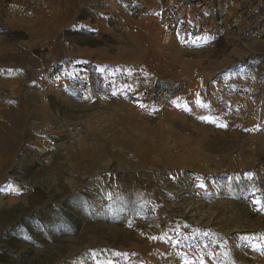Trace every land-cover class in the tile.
<instances>
[{
  "label": "rangeland",
  "instance_id": "obj_1",
  "mask_svg": "<svg viewBox=\"0 0 264 264\" xmlns=\"http://www.w3.org/2000/svg\"><path fill=\"white\" fill-rule=\"evenodd\" d=\"M8 1L0 0V264H200L185 258L188 253L180 247L218 249L213 244L218 233L204 234L216 231L221 219L213 210L207 221L209 185L205 198L186 212L183 201L170 205L163 200L157 178L181 171L202 174L195 170L198 165L215 158L207 153L224 146L237 148L232 153L236 162L246 163L248 175L263 174L259 147L264 146V40L257 36L264 37V0H237L248 30H237L243 38L235 45L220 35L178 38L162 36L155 27L140 31L137 23L111 22L113 31L92 37L114 56L105 63L110 88L93 90L98 99L69 88L60 101L53 88L46 87L58 68L46 74L34 56L21 49L25 33L12 25L13 9L2 6ZM59 35L54 32L39 41L33 52L40 53L39 43ZM127 67L131 81L142 84L133 85L137 93L121 95L120 87L130 84L123 78ZM152 78L172 89L168 102L154 104L144 96L154 90ZM225 99L235 101L228 111L236 123L232 132L208 116L218 104L226 107ZM54 107L65 120L84 123L80 141L65 143L56 125L48 131ZM141 109L150 115H140ZM244 121L248 128L242 126ZM53 139L65 144L43 164L41 151ZM247 153L251 158L243 162ZM159 211L166 223L190 225L195 231L190 242L178 241L167 263L148 243ZM227 255V264H240L238 256L230 251Z\"/></svg>",
  "mask_w": 264,
  "mask_h": 264
},
{
  "label": "crops",
  "instance_id": "obj_2",
  "mask_svg": "<svg viewBox=\"0 0 264 264\" xmlns=\"http://www.w3.org/2000/svg\"><path fill=\"white\" fill-rule=\"evenodd\" d=\"M46 1L49 2L55 11L52 19L21 21L12 17L14 21L12 25L15 29L25 33L22 40L23 43L20 44L22 45L21 49L34 56L39 70L46 73V71L52 70L55 67L58 68L57 73L54 72L48 78L49 82L46 86L49 90L53 88L52 94L56 98V101L63 99L69 88L80 90L84 98L89 96L97 99L100 97V94H93V90L99 91L103 88H110L111 85L107 86L106 83L109 82L111 84L112 78L105 68V63L111 61L114 56L109 53L106 46L93 42L92 37L98 31H113L109 26L112 24L111 22L124 26L129 23H137L140 26V31L152 27L157 28L152 21L132 19L118 4L113 3L111 0ZM2 6L9 8V1L4 2V4L2 3ZM135 26L130 25L128 28H134ZM246 30H248V27L243 24L242 15H240L238 32H246ZM54 32L60 34V37H66L65 34H68L69 39L72 40L74 49L68 51L62 49L60 45H55V50L46 55L38 52L34 53L33 50H36V44ZM199 33L211 38H218L220 35L212 31ZM165 35L178 38L184 37L175 32L164 33L162 36ZM220 36L225 40L229 39V43L234 45L243 38L239 33H233L229 29H224ZM238 52V49L234 50V53ZM114 55L116 56V54ZM34 59L29 60V62L33 63ZM81 62H93L95 70L88 72V74L83 73L77 67ZM128 69L130 67H127V71L124 73L125 77L123 76V78L130 84L120 87L122 91L119 94L121 95L137 93V88L134 89L133 85L137 83L142 84L141 80H138L137 83L131 81V74ZM42 81L46 82L44 78ZM160 82L159 79L152 78L150 80V88L155 89L156 84H160ZM107 101L108 99H101L100 103H106ZM234 102L233 99H225V102L222 104L226 105V107L218 104L217 109L208 113L209 118L214 119L219 124L226 125L229 132L235 131L234 126L236 125V123L230 121L234 118H231L228 112L229 108L233 107ZM242 126L248 128L249 125L244 121ZM262 126L264 127V124ZM259 148V156L263 158L262 169L264 171V146H260ZM232 150L236 151L237 148H227L224 146L221 150L216 148L214 152L212 150L208 151L213 152L207 153L208 155L213 154L216 157H220V160L212 163L214 166L212 169L204 167V164L198 165V169H195L199 170L202 174L210 176L209 189L211 191L204 202V207L209 215L207 221L210 222L213 210H216L218 217L221 218L215 225L216 231H205L204 233L208 236H210L211 232L218 233L216 237L217 243H213L218 245V249L214 250L210 246L199 248L197 244L193 247L191 245L186 248H184L185 246L183 248L180 247L183 249L184 254L188 253L185 258L198 260L200 264H227L228 262L223 260V257L228 256L229 251L235 257L238 256L237 263L264 264V172L263 174L248 175L247 172H244L246 171V163L236 162L238 158L233 155ZM247 154L243 162L251 158V155ZM210 157L204 158L209 159ZM211 159L214 158L211 157ZM221 169H225V171L219 173L218 170ZM213 171H217L218 174H211ZM247 201H251V203L246 204ZM162 216L163 214L160 211L155 213L153 229L150 231L154 234V237L152 235L148 237V243L151 242L153 244L154 253L156 251L160 253L161 262L167 263L170 256L173 257L178 241L186 238V242H190L193 238L191 236L195 234V231L191 230L190 225L189 228H185L181 223L175 224L169 221L166 223V219ZM202 236L198 238L199 241L204 239ZM187 244L189 245V243ZM157 246H161L162 250H158ZM169 252H171V255H168ZM239 257H241L240 260ZM242 257H246L248 260H242Z\"/></svg>",
  "mask_w": 264,
  "mask_h": 264
},
{
  "label": "built area",
  "instance_id": "obj_3",
  "mask_svg": "<svg viewBox=\"0 0 264 264\" xmlns=\"http://www.w3.org/2000/svg\"><path fill=\"white\" fill-rule=\"evenodd\" d=\"M118 4L132 19H144L152 21L155 26L164 33L175 32L182 36H194L199 32L218 33L221 35L224 29H229L233 33L238 30L240 20L237 0H111ZM10 7L13 9V16L22 21L50 20L54 9L46 0H10ZM242 36V34H240ZM257 38L264 40L258 35ZM54 45H60L62 49L73 50V44L67 37H54L49 41L38 44L40 53H47ZM83 73L93 72L95 65L93 62H81L77 65ZM95 72V71H94ZM172 93L171 88L164 90H146L145 97H148L154 104L162 105L168 102ZM46 105L50 104L48 96L43 97ZM54 115V125L60 129L61 136L65 143L80 141L85 135L84 123L80 121H67L62 117L60 108L52 109ZM140 115L148 117L150 113L140 110ZM239 117V115H236ZM60 143L56 139L50 140L41 151V162L48 164L51 159L62 150ZM131 157V156H130ZM216 157L205 163L204 167L213 168L212 163L219 161ZM225 169L218 170L219 173ZM213 171V175L218 174ZM209 175L196 173L194 171H181L166 179L158 180L161 197L170 205H177L183 201L186 212L191 209L190 204L200 201L207 195L209 185ZM203 185V188L199 187ZM247 201L246 204H250ZM188 204V205H187ZM137 235L142 237L143 231L139 222H135Z\"/></svg>",
  "mask_w": 264,
  "mask_h": 264
},
{
  "label": "trees",
  "instance_id": "obj_4",
  "mask_svg": "<svg viewBox=\"0 0 264 264\" xmlns=\"http://www.w3.org/2000/svg\"><path fill=\"white\" fill-rule=\"evenodd\" d=\"M167 87H160V84L158 83V84H156V87H155V89L154 90H157V91H160V90H164V89H166Z\"/></svg>",
  "mask_w": 264,
  "mask_h": 264
},
{
  "label": "snow or ice",
  "instance_id": "obj_5",
  "mask_svg": "<svg viewBox=\"0 0 264 264\" xmlns=\"http://www.w3.org/2000/svg\"><path fill=\"white\" fill-rule=\"evenodd\" d=\"M116 93H113V95H115ZM141 107H144L143 105H141ZM205 121L207 122V118H204ZM219 126H222V127H226V125H219ZM199 187L203 188V185H199ZM155 239V238H154Z\"/></svg>",
  "mask_w": 264,
  "mask_h": 264
},
{
  "label": "bare ground",
  "instance_id": "obj_6",
  "mask_svg": "<svg viewBox=\"0 0 264 264\" xmlns=\"http://www.w3.org/2000/svg\"><path fill=\"white\" fill-rule=\"evenodd\" d=\"M159 176H162V174H160ZM158 178H160V180H162L163 179V177H158ZM159 180V179H158Z\"/></svg>",
  "mask_w": 264,
  "mask_h": 264
}]
</instances>
